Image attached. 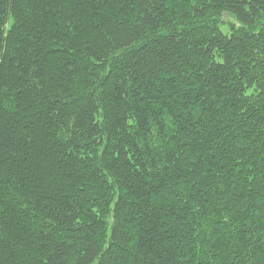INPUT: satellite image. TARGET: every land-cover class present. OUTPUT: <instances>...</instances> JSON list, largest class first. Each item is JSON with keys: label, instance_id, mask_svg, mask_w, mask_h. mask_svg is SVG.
Wrapping results in <instances>:
<instances>
[{"label": "trees", "instance_id": "16d2710c", "mask_svg": "<svg viewBox=\"0 0 264 264\" xmlns=\"http://www.w3.org/2000/svg\"><path fill=\"white\" fill-rule=\"evenodd\" d=\"M0 264H264V0H0Z\"/></svg>", "mask_w": 264, "mask_h": 264}, {"label": "rangeland", "instance_id": "374dc122", "mask_svg": "<svg viewBox=\"0 0 264 264\" xmlns=\"http://www.w3.org/2000/svg\"><path fill=\"white\" fill-rule=\"evenodd\" d=\"M231 21H233V18H231ZM221 27H222V29L224 30V31H228V27L226 26V25H221Z\"/></svg>", "mask_w": 264, "mask_h": 264}]
</instances>
